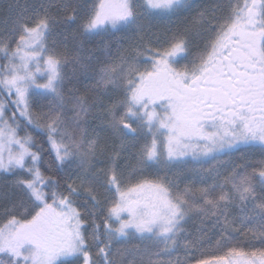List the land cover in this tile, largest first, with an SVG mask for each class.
Here are the masks:
<instances>
[{
  "label": "snow or ice",
  "instance_id": "6c2138e0",
  "mask_svg": "<svg viewBox=\"0 0 264 264\" xmlns=\"http://www.w3.org/2000/svg\"><path fill=\"white\" fill-rule=\"evenodd\" d=\"M20 9L0 7V264H264V0Z\"/></svg>",
  "mask_w": 264,
  "mask_h": 264
},
{
  "label": "trees",
  "instance_id": "16d2710c",
  "mask_svg": "<svg viewBox=\"0 0 264 264\" xmlns=\"http://www.w3.org/2000/svg\"><path fill=\"white\" fill-rule=\"evenodd\" d=\"M9 2V0H0V7L2 6H5L7 3ZM11 2H15V0H11ZM39 3V0H19V4L21 5V9L22 10L24 7H31L32 5L34 4H37ZM15 15V14H14ZM5 19V14L3 12H0V26H3V21ZM11 24V21L9 20V26ZM155 31V29H154ZM97 41L99 40V38H96ZM237 157L240 155L239 153L236 154ZM257 158H259V156L257 155ZM163 174V173H161ZM5 176L3 174H0V189L3 188L4 186V183H5ZM191 224V222H190ZM238 240L241 241V243L243 244L244 243V238L242 237H237ZM206 254L207 255H212V254H223V253H214V250L212 249H207V246H206ZM225 252L227 251L226 249L224 250ZM184 252L183 250H180L178 253L174 254L173 255V259H175L177 256L183 258L184 256Z\"/></svg>",
  "mask_w": 264,
  "mask_h": 264
}]
</instances>
